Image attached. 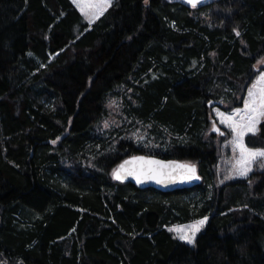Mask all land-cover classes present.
Instances as JSON below:
<instances>
[{"label":"trees","instance_id":"1","mask_svg":"<svg viewBox=\"0 0 264 264\" xmlns=\"http://www.w3.org/2000/svg\"><path fill=\"white\" fill-rule=\"evenodd\" d=\"M262 58L264 0H112L92 23L71 0H0V264H264V167L216 183L208 105L242 106ZM117 90L163 152L101 127ZM244 142L264 148V120ZM137 153L201 183L115 182ZM205 216L194 245L166 229Z\"/></svg>","mask_w":264,"mask_h":264},{"label":"snow or ice","instance_id":"2","mask_svg":"<svg viewBox=\"0 0 264 264\" xmlns=\"http://www.w3.org/2000/svg\"><path fill=\"white\" fill-rule=\"evenodd\" d=\"M80 8V11L91 23L97 19L108 6L111 5L112 0H95V3H78V0H73ZM147 3V0H145ZM193 8L197 6L200 0H186ZM236 35L240 33L236 31ZM258 63H264V58ZM259 85V87H258ZM217 115L220 118V123L226 125L231 130L230 135L232 139L229 143L232 145L233 152H238V158L234 157L235 163L232 165V175L226 177V179L232 178V176L246 177L252 169V165L258 161H264V148H249L246 146L244 140L248 134L255 135L257 132V124L264 120V73H262L257 83H254L252 87L248 88L247 98L243 101V108H235L231 114L221 112L219 109H215ZM106 128L109 126L107 122L104 125ZM213 130L223 135L220 129L216 127L215 122L213 123ZM59 139V137H57ZM56 143V141H52ZM144 157H133L132 160H144ZM130 161H124L118 169L113 171V176L116 179H123L124 175H134L137 179V183L143 182L145 179L157 180L159 183H164V179H158L161 177H167L169 181L176 179L174 171L165 172L163 167L136 170H127L125 165L129 164ZM149 164L162 165V162L151 160ZM180 169H186L181 172L179 179L181 181H190L192 179H199L195 175L196 169L194 165H179ZM261 167H264V163H261ZM208 217L205 216L200 220L195 221L193 224L183 228H172L169 231H175L178 238L181 241H185L187 244L194 245L195 237L197 233L201 231V228L207 222Z\"/></svg>","mask_w":264,"mask_h":264},{"label":"rangeland","instance_id":"3","mask_svg":"<svg viewBox=\"0 0 264 264\" xmlns=\"http://www.w3.org/2000/svg\"><path fill=\"white\" fill-rule=\"evenodd\" d=\"M71 1L73 2V0H71ZM88 2H90V0H78V3H88ZM91 2L95 3V0H91ZM74 5L77 7L76 3H74ZM77 8L80 10L79 7H77ZM83 16H84V14H83ZM84 18L89 22L88 18H86L85 16H84ZM95 20H93L92 22H94ZM261 60L262 59H260L259 61H261ZM259 64L263 65L264 63H259ZM262 73H264V71L259 72L256 75V77L253 79L251 84L247 87L244 100L247 98L248 88L252 87V85L254 83H257L258 78ZM258 87H259V85H258ZM122 93H123L122 90H120V91L117 90L116 93H112L109 95L107 102H106V114L104 116V119H102V121H101V127L105 128V129H111L112 127H119L121 130H126L127 136H130V138L133 139L134 142H136V144L138 146H141L142 148L146 149L147 151H151V152H154V151L160 152V153L163 152L164 149H162L161 145L158 144V142L155 139L154 134L150 133L151 131L146 126L133 124L132 122H130V120L127 118V116L124 114V112H123V100H122V95H121ZM218 101L219 100L210 101V102H215L214 103L215 105H213L211 107L212 108L211 109L212 116L210 118L212 119L213 123L215 122L216 127L220 129V132L223 133V135H221L220 133H217L216 131L213 130V123L211 125L209 132H214L216 135V138H217L216 145H217V148L219 149V161H218L217 167H216L217 176H216L215 180H216L217 184H220V183H224V182H227L230 180H237L240 178L248 177L253 171L262 169L263 167H261V163H264V161H258L256 163H254L252 165L251 171L248 173V175L246 177L232 176V178L226 179V177L232 175L231 168H232V165L235 163L234 157L238 158V152H236V153L233 152L232 145L229 143V141L232 139V136L230 135L231 130L228 129L226 125H223L220 123V118L217 115L215 109H219L221 112L231 114V112L235 108H243V105L240 107L227 109L226 105H220V102H218ZM105 122H107V124L109 125L107 128L104 126ZM259 123L257 124V131H258ZM137 154H143V153H137ZM202 218L194 219V220H191V221L186 222V223L169 225V226H166V229L169 231V229H172V228H183V227H186L188 225L193 224L195 221L200 220ZM206 224H207V222L205 223V225ZM204 226L201 228V230L204 228ZM169 232L175 238L179 239L178 235L175 231H169ZM197 235H198V233H197ZM183 242H185V241H183Z\"/></svg>","mask_w":264,"mask_h":264},{"label":"water","instance_id":"4","mask_svg":"<svg viewBox=\"0 0 264 264\" xmlns=\"http://www.w3.org/2000/svg\"><path fill=\"white\" fill-rule=\"evenodd\" d=\"M171 1H179L189 7H192L190 4L186 2V0H171ZM211 1L213 0H200V2L197 4L196 7L204 5ZM214 103L215 102H209L208 105L213 106L215 105ZM133 157H144L145 159L144 160H132ZM151 160L160 161L162 162V165L149 164L148 161H151ZM124 161H130L129 164L125 165V169L127 170L139 171L141 169H147L148 167H152V168L163 167V170L165 172L174 171V175L176 176V179L169 181L166 176L158 178V179H164V183H159L157 182V180H151V179H145L143 182L137 183V179L134 175H124L123 179H116L113 176V171L118 169L119 166L124 163ZM179 165H194L196 169L195 175L198 176L199 179H192L190 181H181L179 179V176L181 172L186 171V169H180L178 167ZM113 171H112L111 176L115 182H120V183L130 182L140 189L152 187L161 192H171L176 189L192 188L200 184L202 180V177L199 174L197 164L195 162H187L181 159H174V158H162V157L155 156V155L134 154V155L127 156L115 166Z\"/></svg>","mask_w":264,"mask_h":264}]
</instances>
